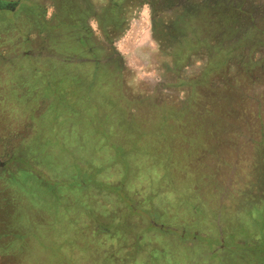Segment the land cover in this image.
<instances>
[{
	"label": "rangeland",
	"instance_id": "374dc122",
	"mask_svg": "<svg viewBox=\"0 0 264 264\" xmlns=\"http://www.w3.org/2000/svg\"><path fill=\"white\" fill-rule=\"evenodd\" d=\"M259 43L264 44V38ZM144 46L156 48L150 37L146 6L131 21L116 47L124 55L127 67L134 70L136 79L153 82L158 76L153 65L140 53ZM260 46L262 55L258 56L262 60L264 47ZM7 53L6 49L5 58L0 55V96H6L4 114H8L1 116L5 120L9 119V113H14L15 106L21 108L19 100L14 99L20 90L10 87L21 86L15 74L21 72L19 58ZM68 64L79 70L87 69L85 62L69 60ZM197 66V71L201 70L202 62ZM259 67L261 72L252 74L256 81L243 86L244 94L241 88L233 87L237 89L234 101L230 95L235 94L234 89H222L221 97L215 98L211 106H205L210 109L208 117H201L196 109L191 115L195 117L191 118L192 130L181 127V136H176L178 130L169 132L168 142L159 148L156 143L160 138L156 137L161 134L152 124L153 117L158 115L144 108L137 113V117L143 118L140 121L143 134L133 130L119 136L117 132L106 131V123L117 127L120 122L123 127L122 120H130L119 109H113L111 99L119 104L128 97V87L137 96L142 90L149 92L151 87L136 85L134 88L129 79L125 83L121 68L114 70L111 77L102 75L100 84L95 86V92L101 89L110 97L109 102L101 100V110L86 112L90 106L89 86H78L75 81L67 80L63 85L46 87L44 91L54 94V98L43 103L38 94L35 99L37 120L45 121L48 129L42 135L38 132L40 142L34 151L40 152L42 156L38 160L50 168L35 170L26 154L17 160L25 172L31 170L33 174H27L31 178L17 184L21 192L15 204L17 212H10L14 216L10 221L14 220V224L8 221L9 213L0 212V217L6 220L0 223V234L3 239L9 238L0 249V264H100V255V258L107 256L105 259L118 261L122 254L124 264H159L160 254L151 246L149 234L155 235L156 242L161 244L163 264H264V67ZM96 98L97 94L91 99ZM239 101L244 102L237 104ZM219 107L224 115L220 114ZM232 107L233 113H228ZM63 122L71 129L65 138L59 136L58 128ZM144 134L152 149L156 148L154 152L166 150L168 173L164 176H155L158 166L152 165L151 158L143 163L141 157L134 155L138 152L130 138L137 139ZM115 138L128 141L129 149L124 151L125 146H120ZM130 158L134 162L132 166ZM3 159L0 166L5 164ZM113 166L117 171L113 169L116 173L112 175L109 170ZM161 184L167 188L175 185L174 199L192 197L198 208L202 207L198 212H190L184 203L173 204L170 211L177 209V213H172L175 218L169 217L170 221L191 220V227L203 229L206 236L197 242L191 237V242H175L171 237L159 241L162 233L175 232L167 228L169 214L165 213L163 218L155 211L169 199V190H159L164 189ZM4 196H11L10 192ZM210 208L215 216L211 215ZM184 232L181 230L180 235H188ZM217 246L222 251L219 249L213 254ZM112 264L118 263L112 261Z\"/></svg>",
	"mask_w": 264,
	"mask_h": 264
},
{
	"label": "trees",
	"instance_id": "16d2710c",
	"mask_svg": "<svg viewBox=\"0 0 264 264\" xmlns=\"http://www.w3.org/2000/svg\"><path fill=\"white\" fill-rule=\"evenodd\" d=\"M144 6L148 8L150 37L156 48L151 50L144 46L140 53L156 69L158 79L153 82L136 79L134 70L127 67L124 55L116 47L117 41ZM0 15V55L5 58L3 53L7 49V54L19 58L21 71H14L21 86H10L20 90L14 94V99L19 100L21 108L17 109L15 106L14 113H9L7 120L1 116H8L4 114L6 107L3 100L6 96H0V159L4 158L2 162L5 163L0 166V212L9 213L8 221L12 225L14 220L10 221V218L14 216H10V212H17L15 204H18V196L21 193L17 184L24 179H30L27 174H33L31 170L25 172L24 167L17 165V160L26 154L35 170L50 168L43 160H38L39 156H42L40 152L34 151L40 142L38 132L42 135L48 129L45 121L41 118L37 120L38 103L35 99L38 94V99L43 103L54 98V94L44 91L46 87L63 85L67 80L75 81L78 86H89L87 93L91 97L90 106H87L86 110L88 113L93 109H100L101 100L109 102L110 97L104 90H94L95 86L100 84V77L106 74L111 77L114 70L119 71L121 68L125 83V79H129L135 84L134 88L136 85L151 87L149 92L140 91V96L135 95V90L128 87V97L119 104L111 99L113 109H119L122 115H126L130 120H122L123 127L120 122L117 127L115 124L106 123V131L110 134L117 132L119 136L133 130L143 134L144 128L140 126L143 118L137 117V113L144 108L145 111L158 115L153 117L152 124L161 134L156 137L160 138L156 143L159 148L162 143L168 142L166 138L169 132L178 130L176 136H181V127L186 131L192 130L191 118L195 117L191 115L196 109L201 117H208L210 109L205 106L215 103L213 100L221 97L222 89L241 88L243 93V86H249L256 81L252 74L259 70L261 72L260 65L264 67V62H260L264 59L261 60L258 56L261 54L260 45L264 47V44L259 43L260 39L264 38V0H0ZM69 60L85 62L87 69L79 70L77 66H70ZM199 62H202V66L199 68L201 70L197 71ZM257 63H260L258 67ZM73 75L86 82H80ZM101 91L104 92L103 95ZM232 92L235 94L230 95L235 101L237 89ZM95 94L98 98L92 100ZM237 97L240 98V95ZM242 102L244 101L237 104ZM232 109L228 113H233L234 107ZM220 114H225L222 109ZM67 115L68 121L70 116ZM134 115L135 121L132 120ZM66 122L58 126L61 138L70 134L71 129ZM138 137L130 138V142L136 147L135 151L138 152L134 155L141 157L143 163H148L151 158L152 165L158 166V174L155 176H164L168 173L165 170L168 169V162L165 163L166 150L154 152L156 148L152 149L145 134ZM121 140L116 139L120 146H125L124 151L128 150L129 142ZM169 148L168 152L173 156L174 153ZM129 164H134L131 158ZM113 169L115 166L109 170L112 175L116 173ZM161 185L164 189L159 185L160 189H157L169 190V199L165 200V204L158 211L155 209L158 216L166 213L169 214L168 218L174 219L172 213H177V209L171 213L173 204L178 206L184 203L190 212L202 209L198 208V203L192 197L174 199L175 185L168 188ZM7 192H10L11 196H4ZM208 210L214 215L212 208ZM170 218H165L169 221L167 228L175 232L169 235L162 233L159 241L171 237L175 242H191V239L197 242L198 238L207 235L203 229L191 227V220L181 218L174 223ZM4 220L0 217V223ZM188 228L193 229L187 230ZM181 230L188 232V235H180ZM149 236L151 246L160 254V262L157 263L163 264L161 244L156 242L155 235ZM222 237L221 235L220 239ZM7 239H3L0 234V249L3 247V241ZM219 249L222 251V247L217 246L213 254L218 253ZM100 256V264H112V261L124 264L125 261L123 254L118 261Z\"/></svg>",
	"mask_w": 264,
	"mask_h": 264
}]
</instances>
